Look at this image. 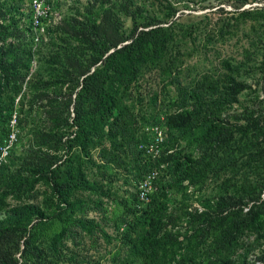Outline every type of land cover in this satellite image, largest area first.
<instances>
[{"label": "trees", "instance_id": "1", "mask_svg": "<svg viewBox=\"0 0 264 264\" xmlns=\"http://www.w3.org/2000/svg\"><path fill=\"white\" fill-rule=\"evenodd\" d=\"M25 1L0 0V141L19 96L17 104L26 113L18 114V126L24 128L31 109L39 106L47 127L34 130L24 156L15 157V146L0 167V264H101V258L80 255L84 237L91 239L90 246L99 237L108 244L119 241L118 254L110 258L113 264H264L263 7L240 11L248 0L233 5L238 10L235 22L250 20L261 30L243 63L220 60L217 72L197 79L190 75L192 68L183 81L179 73L188 53L177 41L178 20L164 27L167 22L155 16L142 17L130 0H92L85 12L76 9L37 35L33 10L23 14ZM166 9L173 17L175 9L170 4ZM121 15L131 21L128 31ZM228 29L220 30L221 39L231 33ZM204 36L202 49L207 51L217 41L209 33ZM42 49L48 51L45 56ZM252 56L259 76L249 83L241 77L254 70L245 68ZM35 57L43 69L29 77ZM146 70L158 71L176 87L181 110L162 120L166 149L155 165H168L175 182L186 181L199 192L202 211L172 209L167 216L159 199L171 186L157 179L147 202L137 192L131 205L118 202L121 214L112 237L104 230V218L88 216L101 209V201L77 193L104 195L88 179L84 164L101 168L121 160L116 153L125 145L117 138L128 136L125 119H133L127 113L130 106L121 105ZM182 141L193 150L185 153ZM95 149L99 164L92 155ZM142 154L136 146L139 182L154 165L141 166ZM36 185L45 188L40 203L31 201L37 198ZM8 197L19 204L8 205Z\"/></svg>", "mask_w": 264, "mask_h": 264}, {"label": "rangeland", "instance_id": "2", "mask_svg": "<svg viewBox=\"0 0 264 264\" xmlns=\"http://www.w3.org/2000/svg\"><path fill=\"white\" fill-rule=\"evenodd\" d=\"M90 1L92 0H53V10L48 16H43V19L46 22L45 25H43L46 27L47 24H55L64 16L74 14L76 9L85 12L83 7H85ZM130 1L135 8H140L142 10V17L155 16L158 20L167 22L166 24H162L164 27H167L176 20L182 23L179 24L178 22H175L174 27L175 32L179 36L177 41L180 42L181 50L188 53V57L182 58L184 63L183 66H181V73H179L180 79L183 81L185 78H188L186 75L192 71V68L193 71L190 75L192 79H197L199 74H213L217 72L214 68L215 66H220V60H231L234 64L239 62L243 63L245 51L252 52L251 43L258 37V32H261L258 24H255L253 21L241 20L235 22L232 19L238 16V10L233 6L236 0H167V2L164 0ZM167 4H170L175 9L173 17L167 15ZM256 7H263L264 9V0H248V3L241 8L240 11L242 9ZM30 10H34L31 6V0H26L25 6L23 7V14H29ZM121 16L120 19L123 24V29L128 31L131 28V21L123 15ZM143 20L144 18L140 19V21ZM235 26L237 27L235 28ZM228 28H235L236 31L235 29H230L231 33L226 34V36L221 39L220 30H229ZM192 29L194 32L191 37H189L187 33ZM207 33H209L210 36L215 37L217 42L213 45L212 49L204 51L202 45L205 38L204 35ZM182 35H185L184 44L183 41H181ZM47 53V50L42 49V56H45ZM249 58L250 61H246V69L249 66L254 68L256 63L253 56ZM38 60L37 57L34 58L31 64L29 77L34 75L41 68L43 69V65L40 64ZM253 76H259V73L255 71V68L250 75L243 74L241 78L243 79L245 77L246 81L251 83ZM25 91L26 89L24 87L23 93ZM128 92H130V94H128L123 100L121 108L124 106H130L127 113H131L133 119L129 117L125 119L128 136L123 140L121 137L117 138L120 143L124 142L125 145V147L122 148V151L116 153L120 156L121 160L114 161L112 165H105L101 168H97L95 165L91 164H84L87 170L86 174L88 175V179L96 182L104 195H88L83 192L77 193V196L84 198L85 200L89 198L92 201H101V209L89 212L88 216L95 218V220L104 218L106 221V223L102 222L104 230L112 237L116 236V229L113 227V223L115 221L117 222L118 215L121 214V208L119 207L120 205L118 202L123 200L131 205L133 203V197L138 190L139 180L136 179L138 166L133 158V154L136 153V146L137 150L143 152V163L140 161L141 166L152 162L154 165L151 170H156L159 175V181H157L159 183L160 181H163L166 182V184L169 182L171 186L165 195L163 194L161 196V192L158 191V194L161 196L159 202L167 210V216L172 214V209L178 213H184V211L193 210V208H198L199 211H202V206L199 201V199H202V196L199 192L196 193V190L186 181L175 182L171 171H169L168 165H155L160 159L164 149H166V146H164L166 130L161 126L163 123L162 120L164 119L165 114H172L173 112L177 114L181 112L177 106L178 96L176 87L168 83L164 77H160L158 71L146 70L141 76L137 86L131 87ZM20 97L21 96H19L15 102L16 106L11 116L12 119L13 115H17V126H15V130L17 132L18 144L14 150L15 157L24 156L26 151L31 148L30 146L33 143L32 133L34 130L47 127L46 115L42 112V107L39 108V106H34L33 109H31L28 119L29 123L24 128L18 126V114L20 113L21 116H23L26 113H21L20 105L17 104ZM241 100L244 101L245 96L241 97ZM234 108H237V105H235ZM113 116H117L116 110H113ZM10 121L7 124V131L10 130ZM154 121H158L160 125H154L156 124ZM156 127L161 130L163 140L161 141L162 143H159L157 146L158 154L155 153L153 156L152 154L146 153L144 147L156 143ZM3 139L0 141V144H2ZM136 139L143 142L136 144ZM104 144H107V142ZM129 144L130 149L127 147ZM180 144L182 146L181 149L185 153L193 150L185 141H182ZM131 151L133 154H131ZM170 152H172V147L169 148L167 154ZM98 153L99 149L92 151L96 164L100 163V161H98ZM75 154L76 156L79 155L77 152ZM60 155L63 157V152H61ZM120 162H122V164ZM105 170L106 173L105 176H103L101 173L102 171L105 172ZM34 190L38 191V194H35L37 195V198L32 199L31 201L35 203L43 202V191L45 188L36 185ZM107 191H109L110 197H105ZM207 194L208 192L205 191L203 195L206 196ZM24 201L29 202L28 200ZM19 202L20 201H16L12 197L6 199V203L10 206H15L19 204ZM145 206L146 204H143L142 208ZM53 227L56 228V225ZM168 228H171L170 230H172V224H169ZM186 232H188V235H192L193 226L191 230L189 228ZM180 239L182 238L180 237ZM94 240L95 245L90 246L91 239H88L87 237L83 238L80 247L84 246V249H81L80 252L82 254L80 255L93 260L101 258V264H113L110 261V258H112L113 255L115 256L118 254V249L121 246V243H119V241H113L108 244L103 237L94 238ZM121 253L122 251L118 256H120Z\"/></svg>", "mask_w": 264, "mask_h": 264}, {"label": "built area", "instance_id": "3", "mask_svg": "<svg viewBox=\"0 0 264 264\" xmlns=\"http://www.w3.org/2000/svg\"><path fill=\"white\" fill-rule=\"evenodd\" d=\"M52 1L53 0H31V6L34 8V29L37 35L44 34L45 24L39 21L38 19L43 18V16H48V14L53 10ZM15 126H17L16 114L13 115L10 121V130L3 139L2 144H0V167L8 162V158L10 157L11 152L18 143V137L17 132L15 130ZM155 135L157 136L156 143H152L149 146L144 147V151L148 154H152L153 156L155 155V153L158 154L157 146L159 143L161 144V141L163 140L162 132L157 127ZM158 177L159 175L156 170H150L147 174H145L143 179L139 182L137 190L140 201H148V196L155 190L154 185Z\"/></svg>", "mask_w": 264, "mask_h": 264}]
</instances>
